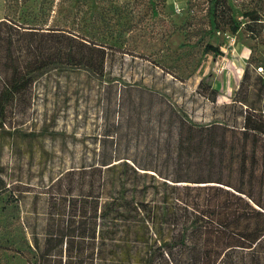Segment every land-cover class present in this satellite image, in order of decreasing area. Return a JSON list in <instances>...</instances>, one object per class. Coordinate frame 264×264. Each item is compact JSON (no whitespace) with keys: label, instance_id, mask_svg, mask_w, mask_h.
I'll return each mask as SVG.
<instances>
[{"label":"rangeland","instance_id":"rangeland-1","mask_svg":"<svg viewBox=\"0 0 264 264\" xmlns=\"http://www.w3.org/2000/svg\"><path fill=\"white\" fill-rule=\"evenodd\" d=\"M208 2H20L25 17L43 3L50 25L106 45L107 62L103 76L50 68L35 82L31 110L0 128V264H95L88 255L97 248L100 200L80 196L71 207L67 190L78 194L77 175L50 187L95 159L125 156L166 175L220 179L264 201V132L243 135L247 117L264 129V0H228L241 26L215 36L204 33ZM187 23L200 25L198 33L182 29ZM207 42L223 54L205 52ZM83 218L87 228L67 235Z\"/></svg>","mask_w":264,"mask_h":264},{"label":"trees","instance_id":"trees-1","mask_svg":"<svg viewBox=\"0 0 264 264\" xmlns=\"http://www.w3.org/2000/svg\"><path fill=\"white\" fill-rule=\"evenodd\" d=\"M28 1L6 0V15L0 19L2 129L8 117L31 110L35 82L50 68L69 66L102 76L105 72L106 45L50 25L43 3L37 16L25 17L19 4ZM153 14L158 15L157 9ZM250 19L258 21L260 15L252 14ZM207 25L204 33L215 36L225 26L237 31L241 22L233 16L228 0H209ZM198 27L187 23L182 29L198 33ZM204 47L207 53L223 54L211 42ZM9 125L17 129L11 122ZM245 127V137L249 131L264 132L250 117ZM240 171L245 172V164ZM72 175L78 177L74 180L78 194L67 190L72 208L80 196L101 202L94 229L97 248L88 255L95 264H264V201L252 191L220 179H191L178 172L166 175L125 156L95 159L65 170L50 187L68 177L71 184ZM86 228L83 218L66 234ZM63 239L49 241L40 259ZM20 254L31 259V253ZM248 256L253 257L252 263L242 260Z\"/></svg>","mask_w":264,"mask_h":264}]
</instances>
